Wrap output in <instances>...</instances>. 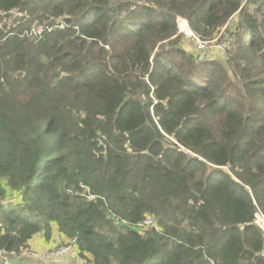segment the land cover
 <instances>
[{"label":"trees","instance_id":"obj_1","mask_svg":"<svg viewBox=\"0 0 264 264\" xmlns=\"http://www.w3.org/2000/svg\"><path fill=\"white\" fill-rule=\"evenodd\" d=\"M257 210L264 0H0L9 264L54 230L91 264H264Z\"/></svg>","mask_w":264,"mask_h":264},{"label":"built area","instance_id":"obj_2","mask_svg":"<svg viewBox=\"0 0 264 264\" xmlns=\"http://www.w3.org/2000/svg\"><path fill=\"white\" fill-rule=\"evenodd\" d=\"M182 20L183 22H185V19H180V17L177 18V20ZM187 23V21H186ZM188 26V25H187ZM184 31H186V36L188 38L191 39L192 43L195 45L196 48H198L199 51H205L209 48H213L215 47L216 49L223 51L224 50V44L223 43H219V42H211V44H208L207 42L201 40L195 32H193L189 27L188 28H184ZM41 30L38 29L37 33H40ZM185 34V33H184ZM88 198H92V195H88ZM254 223L256 225L257 224V218L261 217L263 219V227L258 225L263 231H264V214L260 211L257 210L254 214ZM154 223V220L151 217H147L145 218L143 221H141L139 224H137L138 226H149L151 224ZM1 257H3L2 254H0ZM14 256L16 258H22V259H35V260H39V259H54V258H58V257H62V256H73L76 257L78 259V261L80 262V264H91L89 261H87V259L85 258V256L81 255V253L78 250V247L75 244L74 240H70L66 243H58L55 246L44 250V251H37L35 249L32 248H25L22 249V251L19 253V255H15ZM3 262L9 264V261L7 259V257H3Z\"/></svg>","mask_w":264,"mask_h":264},{"label":"crops","instance_id":"obj_3","mask_svg":"<svg viewBox=\"0 0 264 264\" xmlns=\"http://www.w3.org/2000/svg\"><path fill=\"white\" fill-rule=\"evenodd\" d=\"M62 237L58 234L56 230L53 231V234L49 240H45L41 234L35 235L29 242V246L32 249H35L37 251H44L51 247H53L55 244H57ZM24 260L25 264L31 263V264H80L78 259L73 256H62L54 259H19Z\"/></svg>","mask_w":264,"mask_h":264},{"label":"rangeland","instance_id":"obj_4","mask_svg":"<svg viewBox=\"0 0 264 264\" xmlns=\"http://www.w3.org/2000/svg\"><path fill=\"white\" fill-rule=\"evenodd\" d=\"M180 19H183V18H180ZM176 22H177L178 32L179 33L181 32L184 35V36H182L183 37L182 44H183L184 48L187 51L189 50V51H196L198 53H202V51H199L198 48L195 47V45L192 43L191 39L186 36L187 32L184 31V28L189 27V26H187L188 23H186V21L183 22L182 20H179V19L178 20L176 19ZM212 56H214V55H212ZM257 224L263 227V219L261 217L257 218Z\"/></svg>","mask_w":264,"mask_h":264},{"label":"water","instance_id":"obj_5","mask_svg":"<svg viewBox=\"0 0 264 264\" xmlns=\"http://www.w3.org/2000/svg\"><path fill=\"white\" fill-rule=\"evenodd\" d=\"M203 56H204V53H198V54L196 55V58H197V57H199V58H203ZM11 262H12L13 264H25L24 260L12 259ZM28 264H31V263H28Z\"/></svg>","mask_w":264,"mask_h":264},{"label":"clouds","instance_id":"obj_6","mask_svg":"<svg viewBox=\"0 0 264 264\" xmlns=\"http://www.w3.org/2000/svg\"><path fill=\"white\" fill-rule=\"evenodd\" d=\"M178 18V17H177Z\"/></svg>","mask_w":264,"mask_h":264}]
</instances>
